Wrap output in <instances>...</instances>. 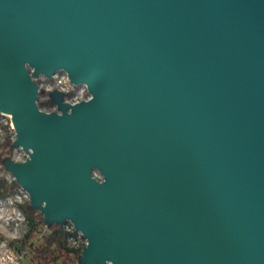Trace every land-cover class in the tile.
I'll return each mask as SVG.
<instances>
[{
	"label": "water",
	"instance_id": "1",
	"mask_svg": "<svg viewBox=\"0 0 264 264\" xmlns=\"http://www.w3.org/2000/svg\"><path fill=\"white\" fill-rule=\"evenodd\" d=\"M24 61L94 100L39 114ZM0 110L34 149L3 163L82 262L264 264V0H0Z\"/></svg>",
	"mask_w": 264,
	"mask_h": 264
},
{
	"label": "clouds",
	"instance_id": "2",
	"mask_svg": "<svg viewBox=\"0 0 264 264\" xmlns=\"http://www.w3.org/2000/svg\"><path fill=\"white\" fill-rule=\"evenodd\" d=\"M23 68L28 81L35 85L33 104L39 114L62 118L71 116L73 108L94 100L86 81H73L63 66L56 67L50 74L37 72L36 66L24 61ZM61 94V109L51 102L50 93ZM19 131L14 124V114L0 110V159H8L14 165L28 163L34 149L17 143ZM88 177L97 185L107 182L103 171L96 166L88 170ZM46 200L39 207L32 206V194L21 184L11 169L0 163V264H88L81 261L84 249L90 247V239L83 229L78 228L71 217H65L62 231L66 234L61 243L53 239L55 228L46 222ZM35 210V211H34ZM31 216V219H30ZM103 264H114L105 258Z\"/></svg>",
	"mask_w": 264,
	"mask_h": 264
},
{
	"label": "trees",
	"instance_id": "3",
	"mask_svg": "<svg viewBox=\"0 0 264 264\" xmlns=\"http://www.w3.org/2000/svg\"><path fill=\"white\" fill-rule=\"evenodd\" d=\"M50 97H51V102H52L54 98L56 97V93L55 92L50 93ZM30 219H31V216H30ZM49 225L55 228V231L53 233V239L61 243V246H63V238L66 234L62 231V223L51 222L49 223Z\"/></svg>",
	"mask_w": 264,
	"mask_h": 264
},
{
	"label": "rangeland",
	"instance_id": "4",
	"mask_svg": "<svg viewBox=\"0 0 264 264\" xmlns=\"http://www.w3.org/2000/svg\"><path fill=\"white\" fill-rule=\"evenodd\" d=\"M3 161H2V159H0V163H2Z\"/></svg>",
	"mask_w": 264,
	"mask_h": 264
},
{
	"label": "built area",
	"instance_id": "5",
	"mask_svg": "<svg viewBox=\"0 0 264 264\" xmlns=\"http://www.w3.org/2000/svg\"><path fill=\"white\" fill-rule=\"evenodd\" d=\"M64 222H62V225H63Z\"/></svg>",
	"mask_w": 264,
	"mask_h": 264
}]
</instances>
